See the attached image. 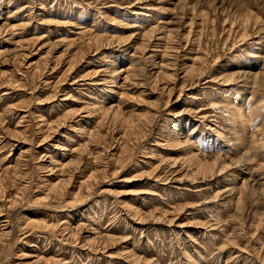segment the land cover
<instances>
[{"label":"rangeland","instance_id":"rangeland-1","mask_svg":"<svg viewBox=\"0 0 264 264\" xmlns=\"http://www.w3.org/2000/svg\"><path fill=\"white\" fill-rule=\"evenodd\" d=\"M0 264H264V0H0Z\"/></svg>","mask_w":264,"mask_h":264},{"label":"bare ground","instance_id":"bare-ground-1","mask_svg":"<svg viewBox=\"0 0 264 264\" xmlns=\"http://www.w3.org/2000/svg\"><path fill=\"white\" fill-rule=\"evenodd\" d=\"M189 144V143H188Z\"/></svg>","mask_w":264,"mask_h":264}]
</instances>
